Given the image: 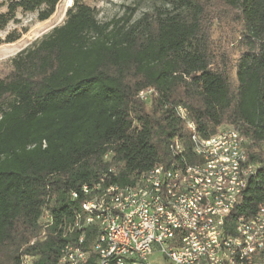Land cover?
<instances>
[{"label": "trees", "instance_id": "obj_1", "mask_svg": "<svg viewBox=\"0 0 264 264\" xmlns=\"http://www.w3.org/2000/svg\"><path fill=\"white\" fill-rule=\"evenodd\" d=\"M60 2L11 0L0 31L19 11L47 21ZM216 31L238 36L234 64L214 47ZM224 125L260 165L229 219L253 216L264 207V0H135L106 22L73 0L64 24L0 79V264H61L68 245L90 251L95 230L75 227L84 186L130 183L175 159L172 143L189 152L193 133ZM95 262L91 253L85 264Z\"/></svg>", "mask_w": 264, "mask_h": 264}, {"label": "built area", "instance_id": "obj_2", "mask_svg": "<svg viewBox=\"0 0 264 264\" xmlns=\"http://www.w3.org/2000/svg\"><path fill=\"white\" fill-rule=\"evenodd\" d=\"M177 112L180 116V112L184 111L178 107ZM185 123L192 132L190 119ZM235 138L237 135L234 132H216L208 139H200L198 145V149H203L208 158V167H200V171H209V165H218L216 173L227 179L225 191L228 201L223 204L207 206V199L211 197H206L205 187L213 185L206 184V180H192L190 172L175 171L170 161L158 165L157 178L138 180L136 186L131 188L116 187L115 192L106 197L107 209L115 213V218H122L125 229L132 232L131 244H121L118 229H112V223L103 219L100 201L87 202V197H84L81 205L91 210V217H97V233L90 248L94 242L102 241L100 231H107L109 236V244H105L100 264H264V252H258V245H264V215L247 216L246 219L236 216L239 231H231L227 223V216H232L235 211L236 195L242 189V182H236V175L250 179V173L258 164L251 162V167L245 170L220 173L221 162L211 161V154H225V159L248 158L246 147L245 155H238V147H233ZM211 141H219V148H211ZM195 161L199 164L198 160ZM163 172H172V192H165L161 188ZM110 173H114V170H110ZM179 185H186L187 193L178 194ZM117 194H125L124 205L111 208V201ZM166 197H176V207H168ZM78 198L75 196V200ZM87 219L83 217L82 224H87ZM106 247L127 249L128 257L106 256ZM233 250H240L241 262L232 261ZM80 255L82 252H79ZM66 257L72 255L66 253ZM30 259L31 256H26L22 264H29ZM72 264L80 263L72 260Z\"/></svg>", "mask_w": 264, "mask_h": 264}, {"label": "bare ground", "instance_id": "obj_3", "mask_svg": "<svg viewBox=\"0 0 264 264\" xmlns=\"http://www.w3.org/2000/svg\"><path fill=\"white\" fill-rule=\"evenodd\" d=\"M144 98V97H143ZM193 126V124H192ZM193 129V128H192ZM221 133H231L237 135V138L233 140V147H238V155H245V147L248 144V140L241 136V134L233 127L229 125H224L218 129ZM200 139L202 138L197 133H193L190 137L191 149L188 152L185 144L181 141H176L170 145V150L175 159L170 163L174 167L175 171H186L190 172V178L192 180H206V184L213 185L205 187L206 197H211L207 199V206H217L228 201V193L225 191L227 186V179L221 178L218 173V165H209V171H200V167H208L207 153L203 149H198L200 145ZM211 148H219V141H211ZM191 152V155H190ZM199 161V164L197 161ZM211 161L221 162L220 163V173H229L240 170H245L251 167V163L248 158L240 160V157H232L225 159V154H211ZM260 165L253 168V172L250 173V178L257 174ZM158 165L151 170L136 176L133 178L132 182L126 184H120L114 182L108 186H104L105 180H102V184L97 185L94 188H89L84 186L82 188V193L87 197V202H99L100 209H103V219L107 220V223H112V229H118L120 233L121 244H131L133 243V234L130 230L125 229V224H122V218H115V213L111 212V209H107L108 200L106 197L110 195L111 192H115V188L126 189L136 186V181L138 180H153L157 178ZM250 179H244V175H236V182H242V189L235 199V208L242 203L244 191L248 187ZM172 172H163V179L161 180V188L165 192H172ZM178 194L187 193L186 185L177 186ZM78 194L73 193L72 197L75 199ZM125 194H117L113 201H111V208H120L124 205ZM166 205L168 207H176V197H166ZM255 215H264V207ZM83 217H88L87 224L83 223ZM239 219H246L247 216H239ZM235 217L229 219L227 216V223L231 231H239V221ZM75 227L79 230L84 229H94L97 233V217H91V210L87 209V206L82 205V212L78 213L75 219ZM100 240L94 242L90 248V251H83L80 248L74 246H66L63 250V256L61 258V264L65 261V264H72V260H77V263L85 264L91 253L96 255L95 264L101 263L102 253L105 251V244H109V236H107V231H100ZM80 242H84V237L80 239ZM262 244H264V236H262ZM79 252L82 255L79 256ZM258 252H264V245H258ZM66 253H70L72 257H66ZM118 255V258L128 257L127 249H120L118 247H106V256ZM32 260L30 259V263ZM232 261L241 262V252L240 250L232 251Z\"/></svg>", "mask_w": 264, "mask_h": 264}, {"label": "rangeland", "instance_id": "obj_4", "mask_svg": "<svg viewBox=\"0 0 264 264\" xmlns=\"http://www.w3.org/2000/svg\"><path fill=\"white\" fill-rule=\"evenodd\" d=\"M11 0H0V13L7 10V5ZM73 0H61L56 8L54 15L47 21L40 22L37 14H23L20 11L17 14V22H11L7 28L0 31V41L5 40L11 33L21 34V38L15 43L0 44V79L6 78L12 71V60L21 51L32 47L39 42L44 36L50 34L52 30L64 24L66 12L71 7ZM86 3L95 8L98 12V19L102 22L110 21L114 18H120L125 14L126 7L135 3V0H86ZM147 10L141 9L137 18ZM228 31V30H227ZM229 32V31H228ZM214 47L221 51H227L228 56L233 64L240 58L241 50L239 48V39L236 35L218 33L213 35ZM235 78V69L233 70ZM144 98L145 95H143ZM150 103H147V107Z\"/></svg>", "mask_w": 264, "mask_h": 264}]
</instances>
